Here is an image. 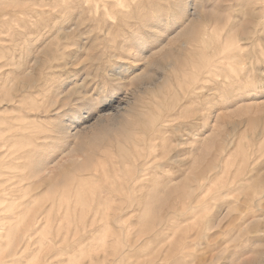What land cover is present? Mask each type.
Returning a JSON list of instances; mask_svg holds the SVG:
<instances>
[{"label": "rangeland", "instance_id": "1", "mask_svg": "<svg viewBox=\"0 0 264 264\" xmlns=\"http://www.w3.org/2000/svg\"><path fill=\"white\" fill-rule=\"evenodd\" d=\"M63 2L0 0V264H264V0Z\"/></svg>", "mask_w": 264, "mask_h": 264}, {"label": "snow or ice", "instance_id": "2", "mask_svg": "<svg viewBox=\"0 0 264 264\" xmlns=\"http://www.w3.org/2000/svg\"><path fill=\"white\" fill-rule=\"evenodd\" d=\"M174 5L171 3V0L169 2H165V0H154V7L157 11L163 13L164 11L168 10L169 8L173 7ZM61 8L64 9L66 12L71 13L75 10V5L73 3V0H64V2L61 5Z\"/></svg>", "mask_w": 264, "mask_h": 264}, {"label": "bare ground", "instance_id": "3", "mask_svg": "<svg viewBox=\"0 0 264 264\" xmlns=\"http://www.w3.org/2000/svg\"><path fill=\"white\" fill-rule=\"evenodd\" d=\"M76 114H77V113H76ZM69 125H70V124H69ZM69 125H68V126H69ZM66 126H67V125H66ZM70 127H71V126H70ZM67 128L69 129V127H67ZM0 146H1V144H0ZM119 207H120V206H119ZM120 209H121V208H120ZM190 209H191V208H190ZM115 214H116V213H115ZM121 216H122V214H121ZM119 217H120V216H119ZM122 217H123V216H122ZM119 219H120V218H119Z\"/></svg>", "mask_w": 264, "mask_h": 264}]
</instances>
